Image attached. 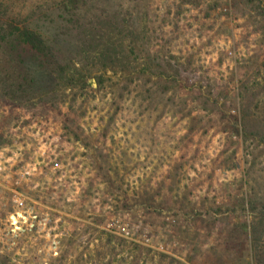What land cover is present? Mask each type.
<instances>
[{"label": "rangeland", "instance_id": "rangeland-1", "mask_svg": "<svg viewBox=\"0 0 264 264\" xmlns=\"http://www.w3.org/2000/svg\"><path fill=\"white\" fill-rule=\"evenodd\" d=\"M260 138L264 0H0V264H253Z\"/></svg>", "mask_w": 264, "mask_h": 264}, {"label": "trees", "instance_id": "trees-1", "mask_svg": "<svg viewBox=\"0 0 264 264\" xmlns=\"http://www.w3.org/2000/svg\"><path fill=\"white\" fill-rule=\"evenodd\" d=\"M17 38L16 41L18 44L23 45L30 50H34L38 54H50L54 52V50L46 45V42L42 38V36L36 32H33L27 28L22 30H17L16 32ZM260 145H264V138H260L257 140ZM264 214V211H262ZM259 222L256 224L258 229L253 228V232L251 234V254L253 264H264V216L259 218Z\"/></svg>", "mask_w": 264, "mask_h": 264}, {"label": "built area", "instance_id": "built-area-1", "mask_svg": "<svg viewBox=\"0 0 264 264\" xmlns=\"http://www.w3.org/2000/svg\"><path fill=\"white\" fill-rule=\"evenodd\" d=\"M33 128L35 129L36 128V124L33 125ZM30 129V131H26L25 134L28 136V137H34V140H35V143H36V147L35 148V154H38L41 156L42 158V161H47V162H50L49 161V158H50V152H51V149H48L46 147V144L44 142V138L45 136L42 137V133H44V131H40V128H38L37 130L35 129ZM47 140V139H46ZM29 146V145H27ZM5 171V166H4V163L3 162H0V175H2ZM19 175V173H18ZM20 178L17 179L14 183L15 185V189H14V202L17 203L15 209L16 211L14 212L15 215L17 216H20L21 214L23 213H27L25 212L24 210V206L23 205V202H21L20 198H21V192H19L21 186H20ZM23 208V209H22ZM119 224L116 223V222H112L111 223V227L113 228H118L120 229L121 226H118ZM122 231L123 233H125L126 236H129L130 233L125 229V228H122Z\"/></svg>", "mask_w": 264, "mask_h": 264}]
</instances>
